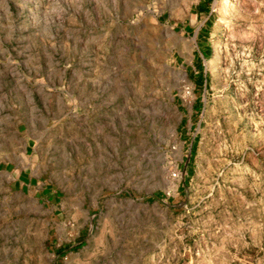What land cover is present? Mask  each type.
<instances>
[{"label": "rangeland", "instance_id": "1", "mask_svg": "<svg viewBox=\"0 0 264 264\" xmlns=\"http://www.w3.org/2000/svg\"><path fill=\"white\" fill-rule=\"evenodd\" d=\"M208 2L0 0V264H264V0Z\"/></svg>", "mask_w": 264, "mask_h": 264}, {"label": "trees", "instance_id": "2", "mask_svg": "<svg viewBox=\"0 0 264 264\" xmlns=\"http://www.w3.org/2000/svg\"><path fill=\"white\" fill-rule=\"evenodd\" d=\"M204 2L206 3V6H203L202 8L204 9V11L206 12V13H208V0H204ZM206 25H208V22L206 23ZM210 26L208 25V28H209ZM200 35H201V37L204 39V41L203 42H200V43H204V45L203 46H205V48L207 49V51H208V46H207V42H206V39H207V37H206V35H207V33H206V31H203V30H201L200 31ZM201 45H199L198 47H200ZM203 58H205V57H203ZM199 60V59H198ZM200 61V60H199ZM204 83H206V77H204V75H203V72L201 71L199 74H198V77H197V79H196V82L194 83L195 84V90H199V89H201L202 88V86H203V84ZM199 105V104H198ZM201 105V104H200ZM15 172V171H14ZM13 172V173H14ZM13 177H14V175H13ZM16 179V178H15ZM44 194L48 197V198H58L59 197V193H52V188H48V186L46 187V189L44 190Z\"/></svg>", "mask_w": 264, "mask_h": 264}, {"label": "crops", "instance_id": "3", "mask_svg": "<svg viewBox=\"0 0 264 264\" xmlns=\"http://www.w3.org/2000/svg\"><path fill=\"white\" fill-rule=\"evenodd\" d=\"M199 106L200 105H197V106H195V107H193L192 108V110H191V113L189 114V112L187 113L188 114V116L190 117L189 118V121L191 122L192 120H193V118H195V116H196V114L198 113V108H199ZM188 121V120H187ZM36 154V152H32V157H31V159L34 157V155ZM13 175H14V179H15V181L16 182H24V179H25V176L23 175V174H21V173H18L17 174V172L15 171L14 173H13Z\"/></svg>", "mask_w": 264, "mask_h": 264}, {"label": "built area", "instance_id": "4", "mask_svg": "<svg viewBox=\"0 0 264 264\" xmlns=\"http://www.w3.org/2000/svg\"><path fill=\"white\" fill-rule=\"evenodd\" d=\"M176 148H173V150H175ZM184 176V174H183ZM170 178L173 179V180H179L181 178V174L179 172H173L171 175H170Z\"/></svg>", "mask_w": 264, "mask_h": 264}]
</instances>
